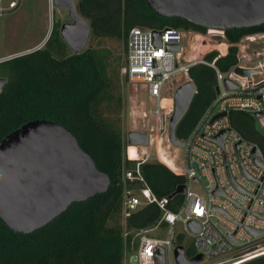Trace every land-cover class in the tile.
<instances>
[{
    "label": "trees",
    "instance_id": "obj_1",
    "mask_svg": "<svg viewBox=\"0 0 264 264\" xmlns=\"http://www.w3.org/2000/svg\"><path fill=\"white\" fill-rule=\"evenodd\" d=\"M76 9L89 22V38L121 41L124 53L128 31L134 26L206 31L183 18L159 15L145 0H76ZM256 32H264V24L226 29L227 52L219 55L217 50H210L203 58L214 60L216 68L226 71L237 63V43ZM66 50L59 23L54 22L43 47L0 62V77L6 78L0 92V140L29 120L59 122L72 131L111 183L106 192L72 203L50 223L29 234L13 232L0 219V264H122L134 232L155 223L160 216L154 204L122 216L125 189L139 184L125 177L126 171L135 169L137 160L125 156L126 142L120 128L123 95L118 85L119 69L117 73L108 72L110 50L91 45L78 54H63ZM188 76L196 92L176 125L179 139L187 136L216 95L213 67L196 63L189 68ZM230 118L244 137L256 139L245 127L253 122L249 113L231 112ZM169 165L163 157L140 162L139 170L152 192L168 197V207L176 210L184 195L172 193L186 179ZM240 264H264V255Z\"/></svg>",
    "mask_w": 264,
    "mask_h": 264
},
{
    "label": "built area",
    "instance_id": "obj_2",
    "mask_svg": "<svg viewBox=\"0 0 264 264\" xmlns=\"http://www.w3.org/2000/svg\"><path fill=\"white\" fill-rule=\"evenodd\" d=\"M16 6L14 0L9 2L10 8ZM153 30L139 26L129 29L121 74L131 82H142L147 95L155 98L156 106L147 112L160 120L161 130L168 133L175 88L166 89L171 91V97L162 93L175 74L182 72L188 76L192 65L208 64L215 69L218 93L183 139L182 167L178 168L169 161V168L186 179L184 200L176 210L168 207V197H158L146 184L139 170L136 146L125 148L126 158L137 160L135 169L126 171L125 177L139 185L124 191L123 218L148 204L156 205L160 216L155 223L134 232L122 264H158V247L163 248L164 264H177L174 255L177 245L183 246L189 258L201 254L203 258L197 264H240L260 256L264 254V245L260 244L264 238V150L242 135L233 125L230 114L235 111L250 115L257 112L256 121L264 141V77L253 81L235 71L237 67L259 69L254 73L264 71V45L263 50L256 53L258 57L262 56L258 60L246 58L247 53H243L238 56L236 64L220 71L214 60L208 62L203 57L196 58L182 52V39L191 30L156 29L161 31L159 45ZM216 30L209 34L224 38V30ZM199 36L203 37L202 34ZM243 39L250 43L262 39L264 43V32L244 36L237 43L239 51H245V45L241 43ZM169 44L178 45V50L168 49ZM220 44L223 47L216 50L219 55H224L227 43L221 41ZM224 80L237 87L227 88ZM223 131L225 134L219 142L216 137ZM198 182L203 184L206 197L191 189V183ZM189 221L197 222L198 230L193 231ZM248 228L260 230L261 234L253 235ZM187 237L192 238L190 247L184 245ZM189 251L192 253L188 255ZM230 253L233 256L225 258Z\"/></svg>",
    "mask_w": 264,
    "mask_h": 264
},
{
    "label": "water",
    "instance_id": "obj_3",
    "mask_svg": "<svg viewBox=\"0 0 264 264\" xmlns=\"http://www.w3.org/2000/svg\"><path fill=\"white\" fill-rule=\"evenodd\" d=\"M145 1L149 9L161 16L180 17L206 29L225 31L264 24V0ZM52 3L68 11L72 22L61 24L59 34L72 52L80 53L89 37V22L77 12L76 0H52ZM160 34L161 31L153 30L157 45ZM167 48L177 51L178 45L169 44ZM258 70L237 67L235 71L250 79ZM5 82L6 78L0 77V92ZM224 84L227 88L237 87L229 80H224ZM195 92L196 85L191 79L179 84L173 92L167 136L179 148L184 146V140L176 137L175 128ZM215 92L218 93L217 87ZM257 115V112L251 113L253 118ZM224 134L225 131L216 139L221 142ZM148 135L146 130H129L127 143L146 145ZM110 183L109 175L96 166L72 131L59 122L29 120L0 140V219L15 233L29 234L42 228L72 203L106 192ZM184 192L185 184H181L172 195ZM188 225L193 231L198 230L197 222L189 221ZM248 229L253 235L261 234L260 230ZM163 254V248L158 247V264H164ZM174 255L177 264H197L203 258L201 254L187 257L182 245L175 247Z\"/></svg>",
    "mask_w": 264,
    "mask_h": 264
},
{
    "label": "rangeland",
    "instance_id": "obj_4",
    "mask_svg": "<svg viewBox=\"0 0 264 264\" xmlns=\"http://www.w3.org/2000/svg\"><path fill=\"white\" fill-rule=\"evenodd\" d=\"M10 1L0 0V62L16 55L30 52L35 47H43L49 37L54 22L56 24L59 23V30L61 24L72 22L68 11L62 6L54 5L52 0H14L17 3L15 8L9 7ZM207 30L203 34L191 30L186 35V38L182 39L181 45L184 49L182 52L186 55L202 58L204 54L209 52L206 51L209 48L213 47L212 50L222 48L223 45H219V43L221 41L226 42V40L219 35L212 36L207 33ZM200 34L203 37H200ZM241 43L245 45V51H239L238 49L237 58L243 53H247L245 57L254 61L262 57H258L256 54L263 50L264 43L262 39L254 43L243 39ZM89 45L108 48L110 50L108 72L117 73L119 69L118 85L123 95L120 128L126 142L125 148L128 146L127 132L129 130H146L149 134V143L146 145H135L139 162L145 160L160 161L165 157L175 166L181 168L183 157L182 148L176 147L169 142L167 133L159 127L161 126L160 120L154 117L153 114L147 112V109L156 106L155 98L147 95L146 87L142 82H131L121 74V67L125 63L122 42L113 38L94 40L88 37L84 48ZM66 53L71 54L72 50L68 47V50L63 54ZM263 77L264 71L254 73L251 76L253 81H257ZM187 80H189V77L185 76L182 72L175 74L167 82L162 95L171 97V91L168 92L166 89L176 88L179 84ZM245 127L256 138L251 139V141L258 144L264 150V141L262 140L256 118H253V122L247 123ZM191 189L201 196L206 197V191L201 182L191 183ZM177 230H179V227H177ZM191 243L192 238L190 237L184 240L185 247H190ZM260 244L264 245V238L261 239ZM232 256L233 254L230 253L225 258Z\"/></svg>",
    "mask_w": 264,
    "mask_h": 264
},
{
    "label": "crops",
    "instance_id": "obj_5",
    "mask_svg": "<svg viewBox=\"0 0 264 264\" xmlns=\"http://www.w3.org/2000/svg\"><path fill=\"white\" fill-rule=\"evenodd\" d=\"M38 48V47H37ZM36 47H35V49H37ZM213 49V47L212 48H209V50H206V51H210V50H212ZM32 50H34V48L32 49ZM205 51V52H206Z\"/></svg>",
    "mask_w": 264,
    "mask_h": 264
},
{
    "label": "bare ground",
    "instance_id": "obj_6",
    "mask_svg": "<svg viewBox=\"0 0 264 264\" xmlns=\"http://www.w3.org/2000/svg\"><path fill=\"white\" fill-rule=\"evenodd\" d=\"M213 30H216V29H213ZM217 31V30H216ZM211 32V29L209 30V33ZM135 147V146H134ZM132 150H134V148H131Z\"/></svg>",
    "mask_w": 264,
    "mask_h": 264
}]
</instances>
